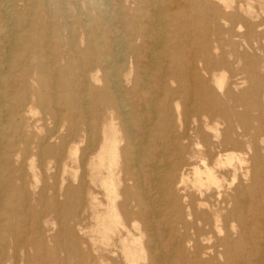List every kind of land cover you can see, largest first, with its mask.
Instances as JSON below:
<instances>
[{"label":"bare ground","instance_id":"bare-ground-1","mask_svg":"<svg viewBox=\"0 0 264 264\" xmlns=\"http://www.w3.org/2000/svg\"><path fill=\"white\" fill-rule=\"evenodd\" d=\"M32 1L55 22H25V0H0V264L8 245L44 253L49 215L55 247L77 264H264V0L120 2L106 45L85 27L113 31L110 0L80 11ZM68 12L86 31L82 49ZM33 157L60 183L29 213ZM84 209L104 256L77 236Z\"/></svg>","mask_w":264,"mask_h":264},{"label":"rangeland","instance_id":"rangeland-1","mask_svg":"<svg viewBox=\"0 0 264 264\" xmlns=\"http://www.w3.org/2000/svg\"><path fill=\"white\" fill-rule=\"evenodd\" d=\"M124 1L125 0H110V4H109L110 6H108L106 8L102 7L105 10H107V15L109 16V19L113 24L112 30L114 32L113 31L110 32V30H106L107 31L106 34L102 38L99 39V36H98L99 30L92 28L93 24H89V26L85 27V29L89 32L88 34L90 36L96 37L97 38L96 40L99 41L102 45L109 44V43H105L106 37H109L110 39H112L115 36V34L117 35V32L120 31V23H119V21L114 19V16L110 11H111V7L115 6L114 8H116L117 7L116 5H118L120 2L124 3ZM131 1H133V0H128L127 4L121 3L120 6L122 8H127V9L129 7L137 8V6H138V8L140 6L141 9H143L145 6L142 3L139 4V3H135L134 1H133V3H135V4H133V3H131ZM41 3L44 5L46 3V0H42ZM165 4H166L165 6L167 8L171 7V5L168 4V2H166ZM45 5H46L45 8H41V7H38L36 4H34V2L32 0H25L24 4L22 5L23 11L26 14H28V15L24 16L25 22H27V21L33 22L36 19H41V20L48 22V23H51V24L54 23L55 18L53 16H51V13L49 12L48 5L47 4H45ZM75 7H78L79 11L83 9V5H82L81 0H76V3H74V8ZM67 8H68V6H67ZM145 12L146 13H143V14L142 13H136V14L143 15V16H146V14L147 15L149 14V12L147 10ZM75 13H76V17L80 20L81 23L86 22L85 16L77 15V11ZM60 19L64 23L70 24L71 33L67 34V36L75 44L77 49H82L84 47V39H85L84 37H85L86 31L82 27L77 25L76 21L73 23L72 19H74V18L72 17L71 12H68L67 18H65V19L60 18ZM103 31H105V28H103ZM108 32H110V33H108ZM44 35H45V33H43V35H40L38 37L45 38ZM107 50L112 51L113 61H115V62L121 61V59H122L121 53L122 52H118L116 47L112 46L109 49L107 48ZM225 50H228V49L225 48ZM197 56H198L197 53H195V57H197ZM123 59H124L123 60L124 61L123 69H127L129 66L128 62H131L133 59L131 60V58L129 56H124ZM227 60L229 62L228 58H227ZM141 69H142L141 67H139L138 69H136V68L132 69L133 72L131 73V75H133V73L135 74L136 71L138 73V71H141ZM228 71H230V70H224L225 77H226V79L228 78L227 81L229 80V74H230V72H228ZM215 72L219 74L222 71H220L218 68V71H215ZM170 86L174 87L175 84H171ZM36 112H38V111L36 110ZM192 120H193V117L189 116L186 121H183V123L185 122L187 127H189V129L193 130L195 128V126H197V125H196V123H193L194 121H192ZM197 123H199V119H197ZM43 126H44V129H50L52 127V123L49 119H47L44 121ZM205 133H206V131H205ZM194 136H195L194 134H192L190 136L192 138V141H193V142H191L192 144H195L196 139L195 140L193 139ZM198 145L200 146V142L198 143ZM190 148H191L190 150L192 152H195V150L193 149V147L191 145H190ZM42 162L43 161H39L38 158L33 157L32 171L37 175V182L34 183L30 179V177H27L28 179L25 183V187L28 191V197H29V199H28L29 200L28 201L29 202V206H28V212L29 213H34L37 211H40V212L43 211V207H42L43 203L39 204L37 201H38V197L40 195V192L42 190V187L44 185H45L44 201H48L54 195L53 187H58V185L60 183L59 178H55V179L50 178V176L52 175L53 172L51 170L46 171L44 165H42ZM27 163H28V160H27ZM69 165H72V164L69 162ZM25 170L27 173H30L28 165L26 166ZM69 175L70 174L67 173V175L65 176V179L67 177H68L67 179H69ZM73 186H76V184L74 183ZM58 200L62 201V198H58ZM44 201H42V202H44ZM87 215H88V212L85 209L80 211V213L78 214L77 218H79V219L83 218V220H84L83 223L86 224L87 227L84 229V232H85L84 234H82V235L77 234V236L80 238L81 241L86 242L89 246L93 247L94 249H98V253L100 255L103 254V256H104L105 252H103L104 250H102V247L99 243L98 235L91 228V225H93L92 224L93 221L90 219L88 220ZM77 218H75V220H77ZM46 220H48V225L44 226L43 223L40 222V226H39V228L41 229V232L39 233V235L42 237L43 245L45 248L44 253L41 251L39 253H37V251L33 247L32 248L31 247H19V246L15 247V246L8 245V246H5L3 248V250H6L5 253L8 254L9 261H7L3 264H77L75 261L70 260L68 258V255L64 250H61V249H58L57 247H55L54 242L51 239V236L55 235L56 231L58 230V224L56 223L57 221L52 220V217L50 215L46 217ZM73 221H70L69 217H67V215H66L65 218L61 219V225H65L67 222V224L69 226H72ZM31 236L36 237L35 234H32ZM58 238H59V240L65 239V237H63V236H60ZM90 239L94 240L93 245H92ZM84 247L85 246L81 244L79 249L82 251V250H84ZM95 254L96 253L92 252V256H94ZM108 256H110V254H108ZM110 257H112L110 259L116 260V263H118L119 259H115L113 256H110ZM95 263L96 262H94V264ZM86 264H89V263L86 262ZM96 264H99V263H96ZM102 264H104V263H102ZM105 264H108V263L105 262Z\"/></svg>","mask_w":264,"mask_h":264}]
</instances>
